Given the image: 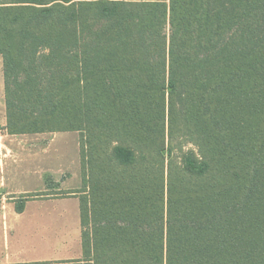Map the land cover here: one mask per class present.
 <instances>
[{"label":"trees","instance_id":"16d2710c","mask_svg":"<svg viewBox=\"0 0 264 264\" xmlns=\"http://www.w3.org/2000/svg\"><path fill=\"white\" fill-rule=\"evenodd\" d=\"M0 56L9 134H79L67 264H264V0H0Z\"/></svg>","mask_w":264,"mask_h":264},{"label":"crops","instance_id":"0c3cea01","mask_svg":"<svg viewBox=\"0 0 264 264\" xmlns=\"http://www.w3.org/2000/svg\"><path fill=\"white\" fill-rule=\"evenodd\" d=\"M6 123L0 56V264H67L80 260L79 195L67 193L79 190L80 169L74 188L63 187L66 177L62 176L53 180L55 189L48 190L43 172L50 168L39 156L40 148L44 149L63 131L9 134ZM38 192L47 194L26 199L22 210L16 209L19 198Z\"/></svg>","mask_w":264,"mask_h":264},{"label":"rangeland","instance_id":"374dc122","mask_svg":"<svg viewBox=\"0 0 264 264\" xmlns=\"http://www.w3.org/2000/svg\"><path fill=\"white\" fill-rule=\"evenodd\" d=\"M59 136L53 141H48L45 148L39 150V156L46 159V165L50 168V170L43 172V180L48 190L55 189L53 180H59L62 176L66 177L63 179V187L72 186L74 188L78 183L77 171L80 169L79 134L76 131H63ZM192 148L195 150V146L192 144L185 143L183 145V151L185 152ZM178 149L174 156H181ZM80 184L79 182V190ZM17 201H20V198Z\"/></svg>","mask_w":264,"mask_h":264}]
</instances>
